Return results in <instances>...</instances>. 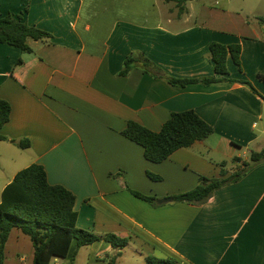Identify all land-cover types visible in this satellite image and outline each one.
I'll return each instance as SVG.
<instances>
[{"label":"crops","instance_id":"0c3cea01","mask_svg":"<svg viewBox=\"0 0 264 264\" xmlns=\"http://www.w3.org/2000/svg\"><path fill=\"white\" fill-rule=\"evenodd\" d=\"M190 13L179 17L164 0H0V17L22 16L52 35L30 41L32 53L0 44V100L12 107L0 130L8 139L0 142V203L20 171L42 165L50 184L76 196L79 229L130 240L121 251L106 241L81 248L76 259L86 250L87 264H111L119 252L114 264H146L157 252L180 264H264V164L203 203H160L194 190L201 177L217 178L222 169L211 170L216 162L207 157L248 161L238 146L262 151L264 100L238 83L176 87L139 66L121 75L126 58L142 53L171 77H211L210 45H239L243 73L229 57V78L252 83L264 97L262 16L245 35L190 23ZM187 110L214 133L163 163L147 161L122 134L131 121L159 132L173 113ZM26 140L29 148L17 145ZM33 261L30 238L14 228L5 264Z\"/></svg>","mask_w":264,"mask_h":264},{"label":"trees","instance_id":"16d2710c","mask_svg":"<svg viewBox=\"0 0 264 264\" xmlns=\"http://www.w3.org/2000/svg\"><path fill=\"white\" fill-rule=\"evenodd\" d=\"M191 0H164L173 3L178 10L179 17L188 12L187 4ZM264 26V18L257 17ZM52 35L41 29L23 22L22 16L17 18L9 15L0 17V44L21 49L24 53H32L30 41H48ZM229 57L239 71L243 73L241 62V47L239 45H223L213 42L210 45V58L214 64L215 75L198 79H179L167 75L144 54L135 53L128 56L124 62L121 75L126 76L134 67H142L145 72L155 77H161L176 87H187L192 84L210 86L214 83H238L256 96L264 97L254 88L252 83L244 80L230 79L228 68ZM21 64V61L19 62ZM259 79L264 81V75ZM12 107L6 100H0V130L9 123ZM214 128L206 122L195 110L173 113L159 132H154L141 124L131 121L122 132L123 136L141 146L145 159L151 163H163L176 151L192 147L196 142L209 138ZM8 139L0 134V142ZM15 143V141H12ZM20 148L27 149L30 142L20 141ZM264 160V149L253 151L248 161L235 158L238 162L236 170L230 175L222 169L220 178L201 177L199 185L192 191L173 196L175 202L195 204L203 203L221 187L237 181L250 169ZM224 166V165H223ZM149 176L156 181L161 178ZM132 194L149 203L156 199L132 191ZM76 196L61 185H52L48 180L46 169L42 165L34 164L20 171L14 180L5 188L0 203V264H5V247L14 228L20 229L27 235L34 247L33 264H51L54 258L69 259L74 262L78 251L96 242L106 241L116 250H123L130 242L116 234L98 236L93 232L77 227L78 213L75 210ZM120 252L112 258L114 264ZM146 264H180L174 258L148 257Z\"/></svg>","mask_w":264,"mask_h":264},{"label":"rangeland","instance_id":"374dc122","mask_svg":"<svg viewBox=\"0 0 264 264\" xmlns=\"http://www.w3.org/2000/svg\"><path fill=\"white\" fill-rule=\"evenodd\" d=\"M188 8L191 9L190 23L200 24L202 26H217L229 32L239 31L245 35H250L248 24L255 22V15L264 17V0H196L195 2H189ZM180 25L178 24V26ZM237 148L239 154H244L245 152L246 154L244 155L248 157L254 151V149L248 151L246 147L238 146ZM251 148L254 147L251 146ZM207 158L216 162L215 167L211 168V170L215 168L217 173L223 168L232 171L237 168L233 160L221 157L216 158L214 156ZM261 163L264 164V160ZM217 178H220L219 174ZM135 257V260L138 261L137 256ZM151 257L160 259L161 255L157 252ZM76 260L75 262L69 259L60 260L59 264H87L86 250H83Z\"/></svg>","mask_w":264,"mask_h":264},{"label":"water","instance_id":"95a60500","mask_svg":"<svg viewBox=\"0 0 264 264\" xmlns=\"http://www.w3.org/2000/svg\"><path fill=\"white\" fill-rule=\"evenodd\" d=\"M172 200H173V198H168V199H165L163 201H160V203L167 202V201H172Z\"/></svg>","mask_w":264,"mask_h":264}]
</instances>
